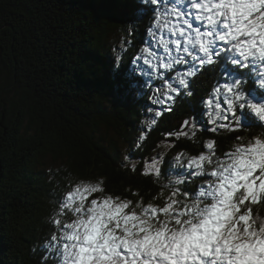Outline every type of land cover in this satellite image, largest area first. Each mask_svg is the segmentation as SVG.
<instances>
[{
  "label": "snow or ice",
  "instance_id": "6c2138e0",
  "mask_svg": "<svg viewBox=\"0 0 264 264\" xmlns=\"http://www.w3.org/2000/svg\"><path fill=\"white\" fill-rule=\"evenodd\" d=\"M141 4L151 13V41L133 64L148 78L153 107L136 147L144 146L165 111L196 95L200 76L215 73L222 59L232 70L226 79L215 76L201 97L203 121L190 113L165 130L157 143L163 150L142 165L124 155L123 166L143 186L115 192L103 176L69 177L49 217L55 231L44 248L56 264H264V226L252 207L264 205V0ZM133 44L125 37L116 61ZM246 130L247 137L237 134ZM224 134L232 139L222 148L217 137ZM182 140L200 150L190 153ZM170 151L167 175L162 165ZM43 264H49L46 256Z\"/></svg>",
  "mask_w": 264,
  "mask_h": 264
},
{
  "label": "trees",
  "instance_id": "16d2710c",
  "mask_svg": "<svg viewBox=\"0 0 264 264\" xmlns=\"http://www.w3.org/2000/svg\"><path fill=\"white\" fill-rule=\"evenodd\" d=\"M143 7L141 0H0V264H43L45 256L56 264L44 245L69 177L103 176L115 192L143 186L123 166L124 155L142 165L160 149L165 130L190 113L202 119L201 97L215 76L226 79L231 72L222 59L215 73L200 76L196 95L165 111L144 146L136 147L141 105L151 97L148 78L133 64L151 41V13ZM125 37L134 44L118 62ZM217 138L222 148L232 139ZM181 147L200 150L188 140ZM169 166V160L162 165L167 175ZM252 207L254 217L264 214V205Z\"/></svg>",
  "mask_w": 264,
  "mask_h": 264
},
{
  "label": "rangeland",
  "instance_id": "374dc122",
  "mask_svg": "<svg viewBox=\"0 0 264 264\" xmlns=\"http://www.w3.org/2000/svg\"><path fill=\"white\" fill-rule=\"evenodd\" d=\"M200 24H201V22H199V21H195V22H194V25H195V26H199ZM107 37H108V35H107ZM110 40H112V34H111L110 39H108V41H110ZM218 43H221V42H218ZM150 93H151V96H152V91H150ZM149 102H150V103L146 104V106H145L144 108H143V105H141V107H142L141 109L143 110V111H142V113H143L142 120H143V121H145V120H147V119L150 118V114L147 112V109L153 107V105H152V100H151V99H149ZM156 107L159 108V106H156ZM199 118H200V117H199ZM201 118H202L201 120L203 121L204 118H203V117H201ZM126 148L129 149V147L123 146V150H126ZM161 150H163L162 147H161L158 151H161ZM158 151H157V152H158ZM157 152H156V153H157ZM170 152H172V151H170ZM156 153H155V155H156ZM168 154H169V152H168ZM167 160H169V161L171 162V158L168 157V156H167ZM50 163L53 164V160H52L51 158H49V159L46 160V164H47L48 166H50V165H49Z\"/></svg>",
  "mask_w": 264,
  "mask_h": 264
},
{
  "label": "clouds",
  "instance_id": "9594fccd",
  "mask_svg": "<svg viewBox=\"0 0 264 264\" xmlns=\"http://www.w3.org/2000/svg\"><path fill=\"white\" fill-rule=\"evenodd\" d=\"M255 222L259 224L260 226H264V214L256 216Z\"/></svg>",
  "mask_w": 264,
  "mask_h": 264
},
{
  "label": "bare ground",
  "instance_id": "6f19581e",
  "mask_svg": "<svg viewBox=\"0 0 264 264\" xmlns=\"http://www.w3.org/2000/svg\"><path fill=\"white\" fill-rule=\"evenodd\" d=\"M50 257V256H49Z\"/></svg>",
  "mask_w": 264,
  "mask_h": 264
}]
</instances>
